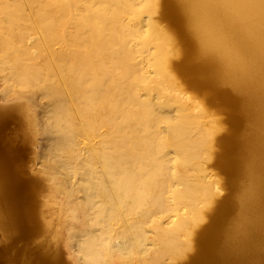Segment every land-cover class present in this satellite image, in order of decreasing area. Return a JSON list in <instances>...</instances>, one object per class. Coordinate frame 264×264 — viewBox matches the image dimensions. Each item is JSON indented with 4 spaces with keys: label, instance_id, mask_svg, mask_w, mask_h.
Wrapping results in <instances>:
<instances>
[{
    "label": "bare ground",
    "instance_id": "obj_1",
    "mask_svg": "<svg viewBox=\"0 0 264 264\" xmlns=\"http://www.w3.org/2000/svg\"><path fill=\"white\" fill-rule=\"evenodd\" d=\"M1 100L40 159L24 179L0 145L15 239L76 264H264V0H0ZM43 247L21 264H63Z\"/></svg>",
    "mask_w": 264,
    "mask_h": 264
},
{
    "label": "rangeland",
    "instance_id": "obj_2",
    "mask_svg": "<svg viewBox=\"0 0 264 264\" xmlns=\"http://www.w3.org/2000/svg\"><path fill=\"white\" fill-rule=\"evenodd\" d=\"M2 101L3 100L0 101V106L5 105L2 104L4 103ZM25 135L26 132L21 124L16 123L15 121H9L0 131V145L2 147L8 146L20 151L19 159L15 163L19 167L25 169V176L23 175L22 177L28 179L35 177L36 173H34L31 168L40 167V159L38 158V155L34 153L31 145H25ZM48 195V189L45 186L38 196L41 200L45 201L48 198ZM17 234L16 230L7 231L0 227V264H21L26 260L33 261L43 249H46L43 246L50 249L60 247L63 256V264H76V262L72 261L69 257L66 247L60 242L56 243L53 241L50 235L48 236V241H46L44 245H40V241H43L40 238L35 239V241L27 242L22 238L15 239L13 235ZM12 238L14 241H12ZM20 252L22 255H18ZM17 256H19L18 259H16Z\"/></svg>",
    "mask_w": 264,
    "mask_h": 264
}]
</instances>
